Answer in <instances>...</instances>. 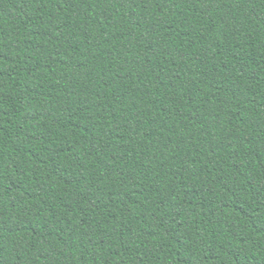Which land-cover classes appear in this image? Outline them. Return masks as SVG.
I'll use <instances>...</instances> for the list:
<instances>
[{"label":"trees","instance_id":"trees-1","mask_svg":"<svg viewBox=\"0 0 264 264\" xmlns=\"http://www.w3.org/2000/svg\"><path fill=\"white\" fill-rule=\"evenodd\" d=\"M0 264H264V0H0Z\"/></svg>","mask_w":264,"mask_h":264}]
</instances>
